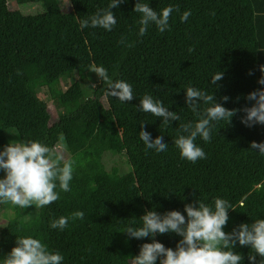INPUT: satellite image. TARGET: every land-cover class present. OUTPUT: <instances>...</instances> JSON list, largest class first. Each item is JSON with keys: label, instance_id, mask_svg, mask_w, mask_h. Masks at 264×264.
I'll use <instances>...</instances> for the list:
<instances>
[{"label": "trees", "instance_id": "16d2710c", "mask_svg": "<svg viewBox=\"0 0 264 264\" xmlns=\"http://www.w3.org/2000/svg\"><path fill=\"white\" fill-rule=\"evenodd\" d=\"M28 1L38 3L35 13L11 10L8 0H0V150L30 141L62 145L74 171L70 191L57 187L60 199L37 208L33 217L24 219L14 206L15 216L0 230V264L17 237L25 236L62 254V264H132L142 244L155 239L175 249L182 239L171 232L129 238L123 231L142 226L147 211L179 210L187 217L186 204L198 207L200 201L214 208L216 198L233 208L226 232L264 219V155L251 149L252 141L264 142V125L241 122L242 109L254 104L247 95L264 89L258 83L264 75L259 68L264 65V0H142L158 13L174 9L168 30L161 33L150 24L143 36L141 14L133 11L136 0L112 9L117 24L111 31L80 28L81 20L107 9L111 0H68V10L63 0ZM185 11L191 14L182 22ZM93 64L106 68L113 81L130 84L133 100L108 95L98 76L91 93L78 80L61 87L75 73L91 72ZM221 72L223 78L212 84L213 75ZM189 86L214 95L226 108L241 109L230 124L212 122L210 142L197 138L206 158L195 163L182 159L174 144L181 123L200 119L186 104ZM38 87H47L51 103ZM144 95L162 101L180 121L165 125L162 118L141 111ZM51 104L59 110L57 117ZM210 106L201 102L198 111L203 115ZM142 122L153 140L163 136L167 151L146 148L140 139ZM106 151L124 153L131 169L108 170ZM5 175L0 170V178ZM76 211L84 212L83 220L71 219ZM61 216L69 217L68 226L51 228L50 222ZM234 251L243 256L241 264H252L250 247L237 241Z\"/></svg>", "mask_w": 264, "mask_h": 264}, {"label": "clouds", "instance_id": "9594fccd", "mask_svg": "<svg viewBox=\"0 0 264 264\" xmlns=\"http://www.w3.org/2000/svg\"><path fill=\"white\" fill-rule=\"evenodd\" d=\"M126 0H111L107 9L99 10L89 19L80 21V28L101 27L111 31L117 24L113 8L119 7ZM173 7L163 8L159 13L148 3L136 0L133 11L141 14L138 21L139 35L146 34L150 24H154L163 33L170 28V17ZM177 12L178 8L175 9ZM190 11H185L180 17L184 22L190 16ZM120 43H124L123 38ZM131 46V45H129ZM191 51V49H190ZM264 73V65L259 66ZM97 74L99 79L107 85L108 95L119 99L121 102H130L134 95L132 87L125 81H113L106 68L91 65L89 69ZM17 74H21L17 70ZM250 70L249 75H252ZM223 78V73H217L211 78V83L216 85ZM258 83L264 85V75ZM246 99L254 101L251 107L245 106L242 110L246 115L241 117V122L247 127L257 124L264 125V89L250 92ZM229 100L228 96L223 97ZM213 101H216L213 103ZM211 104L204 110L203 115L198 111L200 103ZM140 110L151 113L157 118H162L163 124L180 121V116L175 111H170L163 106L162 101L154 100L151 95H144L140 99ZM186 104L200 116L196 122L181 123L175 146L179 149L182 159L195 163L206 158L202 147L196 144L197 138L205 142L212 139L214 121L227 120L241 111L229 109L217 102L214 95L194 87L186 88ZM145 122L141 123L140 139L147 149H154L157 153L167 151L168 145L162 135L154 140L151 134L143 129ZM251 149H259L264 155V142H251ZM74 161L66 158L59 148L49 147L38 141L9 143L0 150V170L6 175L0 178V204H12L20 208L35 206L42 208L60 199L57 187L63 192L70 191V182L73 179ZM233 209L230 203L222 198H216L214 208L203 202H198V207L192 203L185 205L187 217L179 210H171L163 215L156 211H147L142 217V226L128 227L125 231L129 238L142 239L155 237L158 233H175L182 237L176 248L165 247L158 240L141 245L140 252L134 257L132 264H241L243 256L234 251L237 241L240 246H248L254 254L249 256L252 264H257V256L261 259L258 264H264V219H257L253 223H242L231 232L224 230L229 220L228 210ZM83 211L72 213L71 219H84ZM69 217L61 216L50 222L53 229L63 230L68 226ZM64 257L59 252L49 251L42 240L32 236L17 237L14 246L3 264H62Z\"/></svg>", "mask_w": 264, "mask_h": 264}, {"label": "rangeland", "instance_id": "374dc122", "mask_svg": "<svg viewBox=\"0 0 264 264\" xmlns=\"http://www.w3.org/2000/svg\"><path fill=\"white\" fill-rule=\"evenodd\" d=\"M11 10H18L23 14H32L35 13L38 7V3L31 2L28 0H8ZM68 0H63V3L68 5ZM70 4L66 7V9H70ZM83 75V76H82ZM78 80L82 84L83 88L91 93L92 88L97 84V74L94 72L86 73L84 71H79L75 73V75L71 78H67L62 80L61 87L65 90L67 89L73 81ZM38 91L42 98H44L47 102L51 103L50 96L47 87H38ZM50 111L52 112L54 117H57L59 114V110L56 105H50ZM65 154L66 158H70L71 154L62 146L57 145ZM103 162L108 170L117 169L120 173H126L131 169V165L127 156L124 153L114 154L111 151H106L103 155ZM36 207L29 206L24 209L21 208L24 219H29L36 214ZM15 208L12 204H2L0 205V230L6 224V222L15 216Z\"/></svg>", "mask_w": 264, "mask_h": 264}]
</instances>
